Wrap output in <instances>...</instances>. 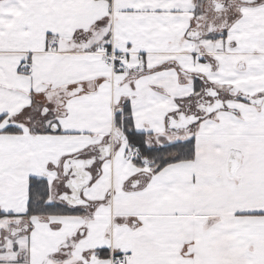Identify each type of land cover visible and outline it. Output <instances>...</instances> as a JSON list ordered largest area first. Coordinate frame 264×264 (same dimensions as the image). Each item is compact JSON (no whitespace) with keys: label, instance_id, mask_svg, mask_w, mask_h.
Instances as JSON below:
<instances>
[{"label":"snow or ice","instance_id":"6c2138e0","mask_svg":"<svg viewBox=\"0 0 264 264\" xmlns=\"http://www.w3.org/2000/svg\"><path fill=\"white\" fill-rule=\"evenodd\" d=\"M0 264H264V0H0Z\"/></svg>","mask_w":264,"mask_h":264}]
</instances>
